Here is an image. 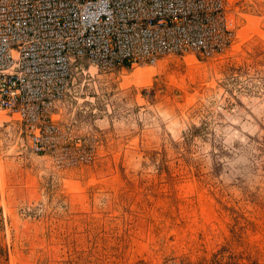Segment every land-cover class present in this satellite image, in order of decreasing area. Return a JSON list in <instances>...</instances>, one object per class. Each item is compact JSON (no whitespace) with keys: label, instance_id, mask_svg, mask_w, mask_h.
<instances>
[{"label":"rangeland","instance_id":"374dc122","mask_svg":"<svg viewBox=\"0 0 264 264\" xmlns=\"http://www.w3.org/2000/svg\"><path fill=\"white\" fill-rule=\"evenodd\" d=\"M238 2L222 56L74 77L85 160L0 111V264H264V0Z\"/></svg>","mask_w":264,"mask_h":264},{"label":"built area","instance_id":"2783aa9c","mask_svg":"<svg viewBox=\"0 0 264 264\" xmlns=\"http://www.w3.org/2000/svg\"><path fill=\"white\" fill-rule=\"evenodd\" d=\"M231 5L232 0H0V111L22 126L35 153L63 140L81 146L79 160H85L86 137L57 122L74 77L90 66L112 71L155 65L170 55L222 56L238 27Z\"/></svg>","mask_w":264,"mask_h":264},{"label":"bare ground","instance_id":"6f19581e","mask_svg":"<svg viewBox=\"0 0 264 264\" xmlns=\"http://www.w3.org/2000/svg\"><path fill=\"white\" fill-rule=\"evenodd\" d=\"M190 60H191V62H193V60H192V58L190 57ZM153 70H154V68L153 67H146V68H144V69H137V70H134V71H132V75L131 76H133V78L135 79V81L136 82H139V84H140V79H142V83H148L149 81H150V76L152 75V73H153ZM131 76H125L124 77V80H127L128 81V79H129V77H131ZM215 105V102H213L212 104H211V106L213 107Z\"/></svg>","mask_w":264,"mask_h":264},{"label":"crops","instance_id":"0c3cea01","mask_svg":"<svg viewBox=\"0 0 264 264\" xmlns=\"http://www.w3.org/2000/svg\"><path fill=\"white\" fill-rule=\"evenodd\" d=\"M239 0H232V5H231V7H233V5H235V7H236V5L237 6H240L241 8H243V7H246V9H248L249 8V6L248 5H242L240 2H238ZM255 1H257V0H255ZM254 6V5H253ZM253 6H250L251 7V9H253ZM194 58V57H193ZM162 59V58H161ZM196 59V58H195ZM160 60H158L157 62H159ZM157 62H156V64H157ZM144 66H150V65H144ZM152 66V65H151ZM142 67V66H141ZM153 68H154V66H152ZM134 70H136V69H132L130 72L132 73V71H134ZM129 74V76H131L132 74ZM129 79H131V80H134L135 81V79L133 78V76H131V78L129 77ZM128 79V80H129ZM150 80H151V76H150ZM130 81V80H129ZM123 82L125 83V80H123ZM140 82H143L142 81V79H140ZM150 82V81H149ZM148 82V83H149ZM143 84H145V83H143ZM147 84V83H146Z\"/></svg>","mask_w":264,"mask_h":264}]
</instances>
